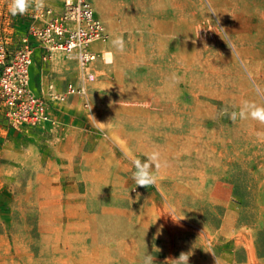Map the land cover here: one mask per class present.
<instances>
[{
    "label": "rangeland",
    "instance_id": "1",
    "mask_svg": "<svg viewBox=\"0 0 264 264\" xmlns=\"http://www.w3.org/2000/svg\"><path fill=\"white\" fill-rule=\"evenodd\" d=\"M89 1L115 60L95 63L87 99L54 101L58 124L34 128L0 101V264H264V124L231 118L264 106V0ZM10 2L14 49L33 3L13 16ZM75 75L40 50L31 89ZM153 151L166 166L136 186Z\"/></svg>",
    "mask_w": 264,
    "mask_h": 264
},
{
    "label": "built area",
    "instance_id": "2",
    "mask_svg": "<svg viewBox=\"0 0 264 264\" xmlns=\"http://www.w3.org/2000/svg\"><path fill=\"white\" fill-rule=\"evenodd\" d=\"M31 23L21 45L12 49L0 35V101L14 126H56L50 105L31 89V68L36 48L46 54H61L78 66V76L59 92L49 84V98L64 101L69 96L87 99L88 86L95 79L94 65L104 57L95 47L110 34L89 0H62L59 6L45 2L43 9L32 4ZM88 106V103H85Z\"/></svg>",
    "mask_w": 264,
    "mask_h": 264
},
{
    "label": "clouds",
    "instance_id": "3",
    "mask_svg": "<svg viewBox=\"0 0 264 264\" xmlns=\"http://www.w3.org/2000/svg\"><path fill=\"white\" fill-rule=\"evenodd\" d=\"M34 3L35 7L43 9L45 7V0H11L9 4V12L11 15L16 16L18 14L23 15L28 11L31 4ZM112 46L117 52L122 53L125 50V41L123 36H117L112 40ZM106 60L108 64H112L115 60V54L112 51H107L105 53ZM252 118L264 124V106H258L255 103L244 102L240 111L233 112L231 118L233 120L237 118ZM153 165L156 169L166 166V162L161 161L160 153L158 151H153L148 156L147 163L135 162L136 171L133 173L132 179L136 186L147 188L150 185H154L156 182V176L152 170ZM190 253H181L177 261V264H188ZM154 257L148 255L145 258V264H153Z\"/></svg>",
    "mask_w": 264,
    "mask_h": 264
},
{
    "label": "crops",
    "instance_id": "4",
    "mask_svg": "<svg viewBox=\"0 0 264 264\" xmlns=\"http://www.w3.org/2000/svg\"><path fill=\"white\" fill-rule=\"evenodd\" d=\"M95 47L96 48H98V49H101V50H103V52H104V50H105V48H102V44H97V45H95ZM40 50H42L41 48H36V50H35V53H34V57H33V63H34V58H35V55H36V53L38 52V51H40ZM43 51V50H42ZM60 56H62L61 54H59ZM64 57V56H63ZM65 58V57H64ZM69 62L70 63H73L74 65H75V70H76V75L75 76H73V77H69V78H67V79H65L64 80V83L63 84H61V85H64L63 87H62V89H60L57 85H60L58 82H57V80L56 79H48L47 80V83H46V85H47V94H48V96L47 97H45V95H39V94H37V95H39V96H42V97H44L45 99H46V101L48 102V104L50 105V109H51V104H54V101H52L50 98H49V84L50 83H54L55 84V89L57 90V91H59V92H62V91H64L65 89H66V84H67V82L68 81H71V80H73V79H75L77 76H78V66H77V63L75 62V61H70L69 60ZM32 80V79H31ZM31 85H32V81H31ZM43 85H44V83H43ZM76 96V95H75ZM51 113L53 114V116L54 117H56L57 115L55 114V112H53V110L51 109ZM56 118H58V117H56Z\"/></svg>",
    "mask_w": 264,
    "mask_h": 264
},
{
    "label": "bare ground",
    "instance_id": "5",
    "mask_svg": "<svg viewBox=\"0 0 264 264\" xmlns=\"http://www.w3.org/2000/svg\"><path fill=\"white\" fill-rule=\"evenodd\" d=\"M107 51H109V50H104V57H105V53H106ZM105 60H106V57H105Z\"/></svg>",
    "mask_w": 264,
    "mask_h": 264
}]
</instances>
